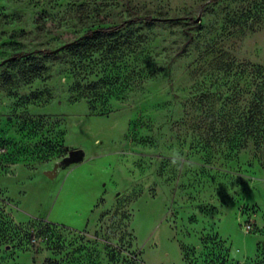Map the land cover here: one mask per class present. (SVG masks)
I'll list each match as a JSON object with an SVG mask.
<instances>
[{"label": "rangeland", "instance_id": "1", "mask_svg": "<svg viewBox=\"0 0 264 264\" xmlns=\"http://www.w3.org/2000/svg\"><path fill=\"white\" fill-rule=\"evenodd\" d=\"M260 87L264 0H0V264H264Z\"/></svg>", "mask_w": 264, "mask_h": 264}, {"label": "trees", "instance_id": "2", "mask_svg": "<svg viewBox=\"0 0 264 264\" xmlns=\"http://www.w3.org/2000/svg\"><path fill=\"white\" fill-rule=\"evenodd\" d=\"M211 1L217 3L221 0ZM156 21H158L156 18L150 16H138L137 18L125 20L117 25H108L107 27L97 29L93 28V30H89L82 38H80L78 43L84 42V45H87L91 41L119 35L122 31L130 28L131 26L151 25ZM52 53L53 52L45 51V54L47 55H51ZM23 56V54L18 53L13 57V59H18ZM254 101L256 102V107L249 111L248 118L246 119L245 114H241L239 116V120L234 131L235 137L232 139L224 137L223 140L232 150H235L236 152H240L241 150L248 148L249 145H252L257 156L259 151L264 147V93L262 92V87H260V89L256 92ZM227 133L229 134L228 127L225 129L226 136ZM212 256L213 258L209 264H234L223 253L218 255L213 254Z\"/></svg>", "mask_w": 264, "mask_h": 264}, {"label": "water", "instance_id": "3", "mask_svg": "<svg viewBox=\"0 0 264 264\" xmlns=\"http://www.w3.org/2000/svg\"><path fill=\"white\" fill-rule=\"evenodd\" d=\"M85 158V152L83 150H72L69 152V155L56 166L55 171L57 172L60 167H68L73 164L81 163ZM55 173L53 172V174L49 176L52 177Z\"/></svg>", "mask_w": 264, "mask_h": 264}, {"label": "built area", "instance_id": "4", "mask_svg": "<svg viewBox=\"0 0 264 264\" xmlns=\"http://www.w3.org/2000/svg\"><path fill=\"white\" fill-rule=\"evenodd\" d=\"M251 229H252V226L250 225V223L247 224V225L245 226V230H246L247 233H249V234H250Z\"/></svg>", "mask_w": 264, "mask_h": 264}]
</instances>
